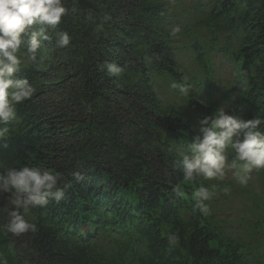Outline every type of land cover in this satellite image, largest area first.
I'll list each match as a JSON object with an SVG mask.
<instances>
[{"label": "trees", "instance_id": "obj_1", "mask_svg": "<svg viewBox=\"0 0 264 264\" xmlns=\"http://www.w3.org/2000/svg\"><path fill=\"white\" fill-rule=\"evenodd\" d=\"M66 6L69 14L38 49L47 70L27 65L17 74L36 92L17 105L0 140V171L49 168L62 173L67 189L59 203L25 214L35 233L14 236L0 227L8 264H264V168H253L242 185L230 175L185 181L172 167L199 121L218 107L264 120V0ZM105 13L111 19L102 21ZM175 27L181 31L173 35ZM61 30L72 36L63 48L54 34ZM220 56L227 79L217 69ZM109 65L122 71L110 73ZM174 81L190 84L189 94L173 89ZM226 155L232 172L240 171L241 162L231 166L235 153ZM201 185L210 192L208 215L193 210ZM229 195L249 211L230 210ZM6 204L0 196V208ZM169 234L178 237L175 245Z\"/></svg>", "mask_w": 264, "mask_h": 264}, {"label": "clouds", "instance_id": "obj_2", "mask_svg": "<svg viewBox=\"0 0 264 264\" xmlns=\"http://www.w3.org/2000/svg\"><path fill=\"white\" fill-rule=\"evenodd\" d=\"M75 11V9H73ZM69 14L66 0H0V140L8 137L9 123L16 119L17 105L30 99L36 92L34 85L26 77H17L27 65L36 72L47 70L45 56L38 52L41 41L48 40V31L58 28L62 19ZM86 21H94L88 14ZM111 17L105 13L102 21ZM33 26H39L34 29ZM103 27L97 24L96 30ZM181 30L175 27L172 34ZM58 47H67L72 36L64 30L54 33ZM40 37V39H38ZM26 38V39H25ZM119 67L109 65L110 73H119ZM173 89L187 96L191 85L173 82ZM264 120L259 117L241 119L229 114L224 107H218L213 114L199 121V128L187 144V154L173 162V170L183 173L185 181L197 177L207 180L225 177L227 161L226 150L231 149L235 157L231 166L241 162L240 171L234 173L240 184L248 182L247 174L253 168H264ZM243 173L244 175H241ZM79 180L78 173H73ZM62 173L40 166L9 167L0 171V196L7 197V204L0 208L6 216V223L0 225L7 233L20 236L35 233L37 226L30 223L25 214L34 208L46 207L50 200L59 203L67 189L60 186ZM173 191L182 196L179 186ZM196 203L194 211L209 214V207L204 201L210 198L208 188L201 185L194 193ZM169 244L175 245L178 237L168 235ZM0 264H8L0 253Z\"/></svg>", "mask_w": 264, "mask_h": 264}, {"label": "rangeland", "instance_id": "obj_3", "mask_svg": "<svg viewBox=\"0 0 264 264\" xmlns=\"http://www.w3.org/2000/svg\"><path fill=\"white\" fill-rule=\"evenodd\" d=\"M219 59H222L223 62H221V67L220 69H218L219 75L223 78V79H227L230 77V68L229 65L227 64V62L224 60V58L222 56H220L218 59H216V62L219 63ZM232 168L229 165H226L225 167V175L231 177L232 179L236 180V176L234 175V172H232ZM239 172L238 170L235 171ZM227 199L230 200L229 202V209H234V210H244L245 212L249 211V207L248 204L246 203V201L241 198L240 196L237 195H229L227 196ZM226 202V201H224ZM237 212V211H236ZM235 211L231 212L232 214H239V212L236 213Z\"/></svg>", "mask_w": 264, "mask_h": 264}]
</instances>
